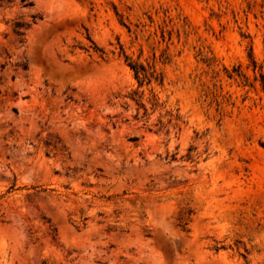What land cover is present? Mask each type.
I'll list each match as a JSON object with an SVG mask.
<instances>
[{"label": "rangeland", "instance_id": "rangeland-1", "mask_svg": "<svg viewBox=\"0 0 264 264\" xmlns=\"http://www.w3.org/2000/svg\"><path fill=\"white\" fill-rule=\"evenodd\" d=\"M0 264H264V0H0Z\"/></svg>", "mask_w": 264, "mask_h": 264}, {"label": "trees", "instance_id": "trees-1", "mask_svg": "<svg viewBox=\"0 0 264 264\" xmlns=\"http://www.w3.org/2000/svg\"><path fill=\"white\" fill-rule=\"evenodd\" d=\"M22 2H25V0H22ZM15 27H16V29H20V28L24 27V25L17 23Z\"/></svg>", "mask_w": 264, "mask_h": 264}]
</instances>
